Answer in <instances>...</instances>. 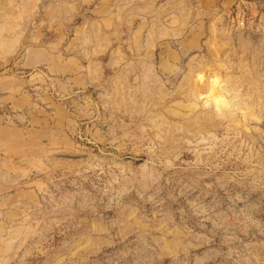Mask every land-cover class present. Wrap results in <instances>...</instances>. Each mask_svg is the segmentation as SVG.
<instances>
[{"label":"rangeland","instance_id":"374dc122","mask_svg":"<svg viewBox=\"0 0 264 264\" xmlns=\"http://www.w3.org/2000/svg\"><path fill=\"white\" fill-rule=\"evenodd\" d=\"M0 0V264H264V0Z\"/></svg>","mask_w":264,"mask_h":264},{"label":"built area","instance_id":"2783aa9c","mask_svg":"<svg viewBox=\"0 0 264 264\" xmlns=\"http://www.w3.org/2000/svg\"><path fill=\"white\" fill-rule=\"evenodd\" d=\"M256 2V0H237L234 9L229 14V20L233 26L242 28L247 23L248 5Z\"/></svg>","mask_w":264,"mask_h":264}]
</instances>
